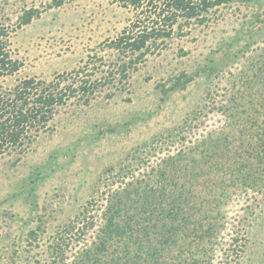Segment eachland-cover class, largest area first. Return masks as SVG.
<instances>
[{"label": "rangeland", "instance_id": "374dc122", "mask_svg": "<svg viewBox=\"0 0 264 264\" xmlns=\"http://www.w3.org/2000/svg\"><path fill=\"white\" fill-rule=\"evenodd\" d=\"M55 1L0 0L5 49L20 63L0 86L78 75L97 88L88 102L70 97L32 139L0 154V264H76L84 244L100 241L115 190L146 193L121 192L120 207L133 234L149 228L147 217L166 204L153 177L160 159L177 153L188 225L177 235L183 252H164L166 264H194L196 244L210 264H264V0L211 7L180 35L175 26L126 77L120 64L132 54L109 43L132 11L113 0ZM28 9L38 14L20 24ZM184 74L191 80L173 88ZM85 207L92 226L81 222Z\"/></svg>", "mask_w": 264, "mask_h": 264}, {"label": "trees", "instance_id": "16d2710c", "mask_svg": "<svg viewBox=\"0 0 264 264\" xmlns=\"http://www.w3.org/2000/svg\"><path fill=\"white\" fill-rule=\"evenodd\" d=\"M113 1L118 2L122 7L129 8L133 13L129 23L109 43L111 48L120 53L130 52L132 54L127 61L120 64V73L126 77V68L135 66L143 60L146 54L152 52V49L159 47L166 38L170 37L175 26L179 29V35L183 34L185 32L183 31L184 26L186 27L194 20L198 23L207 21L206 13L211 7L229 3L231 0ZM55 2L56 5L61 3L59 0ZM36 14H38V9L25 10L20 16V24H27L31 17ZM6 32L4 27H0V77L13 74L20 65L18 60L12 59L5 49ZM247 45H249V41H247ZM184 76L183 80L176 77L172 84L173 88L177 86L182 88L191 80V77H187L185 74ZM68 78L66 75L46 81L27 77L19 79L10 87L3 88L0 86V154L10 148L20 146L24 141H29L30 138L32 139V131L36 132L47 124L53 118L57 108L64 105L70 97L83 98L84 102H88L90 94H93L97 88V82L81 79L78 75L77 78L73 77L71 80ZM261 139H263L261 143L263 149L264 136ZM204 154L206 151L203 152ZM181 160V153L161 158L154 175L156 177L152 176L156 183L164 185L162 189H158L160 193H157V196L160 195L163 202L166 203L165 207L161 205L160 211L154 216L150 214L147 217L153 220L152 226L149 228L148 226H139L138 232L134 233L138 236L132 239L134 235L133 225L128 222L129 217L124 219L125 216H121V213H125V207H120L121 204H124L120 194L121 192L125 193L128 189L125 188L121 192L115 190L108 199L110 205L106 207L103 214V233L100 241L96 246L87 247L84 244L81 253L80 251L78 254L76 253L72 262L76 264H88L89 262L92 264H166L167 261L163 259L162 254L172 252L175 249H177L176 256H180L183 249L179 245L177 235L179 230H184L188 225V222H184V216L180 215L184 211V205H187L185 203L187 199L181 196L183 194L181 190L178 192L180 187L176 178L177 166ZM166 181L169 183L167 184ZM150 188L153 191L151 193L155 194L154 188L152 186ZM134 193L137 198L146 196L145 192L139 196V192L133 190L131 193L127 191L125 197L129 200L130 195ZM180 196L181 200L179 199ZM143 201L148 203L145 199ZM177 201L182 208L177 205ZM188 201L190 203L189 199ZM87 211L88 209L85 207L81 222L92 226V221H85L92 218L85 214ZM212 226L207 227L203 234L210 235L213 230ZM152 227L159 229L158 234L160 235L157 236L156 233V240L152 235L154 230L150 229ZM80 229L83 230V226ZM195 236L202 237L197 234ZM109 242L113 244L111 248L106 246ZM194 248L196 249L193 253L190 252V255L199 253L197 256L194 255L197 257L194 259V264L200 262L210 264V260L208 262L202 259L203 254H207V250L199 244H196ZM189 249L192 248L189 247ZM60 254H63L62 250Z\"/></svg>", "mask_w": 264, "mask_h": 264}]
</instances>
